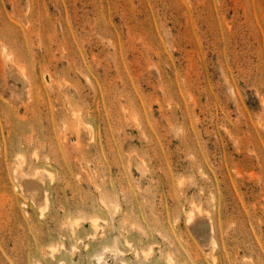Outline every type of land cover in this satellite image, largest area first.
Here are the masks:
<instances>
[{"label": "rangeland", "instance_id": "rangeland-1", "mask_svg": "<svg viewBox=\"0 0 264 264\" xmlns=\"http://www.w3.org/2000/svg\"><path fill=\"white\" fill-rule=\"evenodd\" d=\"M0 264H264V0H0Z\"/></svg>", "mask_w": 264, "mask_h": 264}, {"label": "bare ground", "instance_id": "bare-ground-1", "mask_svg": "<svg viewBox=\"0 0 264 264\" xmlns=\"http://www.w3.org/2000/svg\"><path fill=\"white\" fill-rule=\"evenodd\" d=\"M19 168V167H18ZM20 173V172H19ZM21 174V173H20ZM96 221V220H95Z\"/></svg>", "mask_w": 264, "mask_h": 264}]
</instances>
